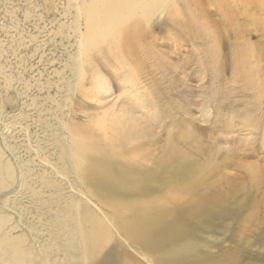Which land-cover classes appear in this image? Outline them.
<instances>
[{"label":"bare ground","instance_id":"1","mask_svg":"<svg viewBox=\"0 0 264 264\" xmlns=\"http://www.w3.org/2000/svg\"><path fill=\"white\" fill-rule=\"evenodd\" d=\"M0 5L8 23L0 24V116L19 96V107L22 105L17 116L21 136L14 137L7 130L4 142L0 134V192L17 180L22 190L31 189L27 112L33 109L40 117L45 110L43 102L26 99L34 88L37 97L45 93L48 106L53 104L49 111L54 125L48 127L40 118L38 124L44 133L51 129L50 142L63 175L72 178L75 193L50 222H44L38 209L33 222H23L21 205L16 208L19 223L8 227L10 219L3 214L4 208L13 209L0 204V264H142L124 251L117 237L136 249L147 264H241L235 251L223 258L211 255L201 236L216 222L233 217L225 206V194L210 199L198 196L193 210L177 206L200 188L210 172L205 167L199 175L189 177L185 169L173 164L182 155L174 141L184 142L187 134L171 136L163 156L151 169L138 168L135 163L145 154L139 143L142 131L133 114L136 109L148 113L152 108L139 87L144 61L153 60L159 67L168 65L154 47L155 23L162 16L157 27L165 32V40L174 35L177 38L179 32L193 40L207 37L210 44L202 49L201 63L214 76L222 70L220 32L228 28L233 79L252 91L257 100L264 99V49L244 37L246 28L254 26L263 32L264 42V0H0ZM206 5L215 6L220 21L208 19ZM51 14V36L44 40L48 27L44 19ZM238 16L245 19V27L239 25ZM49 43L58 45L54 49L60 57L47 55L46 51H52L48 50ZM49 68L56 78L47 73ZM111 80L118 81L121 91L128 93L120 109H102L82 125L60 117L64 103L76 92L99 106L109 97ZM14 85H19L18 90ZM7 117H0V122H6L8 128L15 117ZM48 135L42 142L48 141ZM8 140L23 143L19 158L14 156L17 146ZM36 155L43 156L44 162L49 159L41 148ZM162 173L175 177V184L166 185L163 192L154 187L155 183H167L161 180ZM36 176L39 184L57 186L47 184L40 174ZM252 176L257 195L246 222L263 223L264 180L258 173ZM60 212L66 221L58 220ZM112 242L114 245L106 250Z\"/></svg>","mask_w":264,"mask_h":264},{"label":"rangeland","instance_id":"2","mask_svg":"<svg viewBox=\"0 0 264 264\" xmlns=\"http://www.w3.org/2000/svg\"><path fill=\"white\" fill-rule=\"evenodd\" d=\"M206 6L205 13L208 19L220 21L221 16L216 14L215 6ZM4 17L5 14L0 5V24L6 26L8 23ZM242 17L238 16L237 21L240 26L245 27L243 24L245 19ZM162 18L158 19L157 24L155 23L154 28H157L155 35L158 40H155L154 47L160 55H163L168 65L159 67L154 64L153 60H145L143 70L139 74V87L145 93L146 99H149L148 104L152 108L148 109V113L138 109L134 110L133 117L142 131L139 143L141 151L145 154L144 159L137 160L135 165L144 170L151 169L156 160L163 156L166 143L171 136L174 137L178 133L187 134L184 142L174 141L182 155L175 159L173 164L185 169L189 177L199 175L201 168L205 167L210 169V172L202 180L204 182L200 188L183 198L177 203V206L181 209L193 210L196 197L210 199L218 194H225L227 202L225 206L233 212V217L216 222L213 228L201 233L204 243L208 244L207 251L211 255H215L216 258H223L235 251L239 255L241 264H264V237H261L264 232V222H246V218L252 212L251 207L257 195L255 179L252 174L258 173L264 180V99L258 97L257 100L252 91L247 90L242 83L233 79V67L229 61L231 46L228 45L230 43L228 28H226L227 30L223 29V33L220 32V37H223L220 38L222 42L219 39V43L222 45L219 44V58L223 71L221 70V74L214 76L210 68L203 67L201 63L202 49H207V45L210 44L207 37H205L206 39L200 37L193 40L191 37L188 38L189 36L184 38L177 31V33L179 32L177 38L174 35L173 39L165 40V32L163 29L158 30L157 27ZM52 20V14L44 19L49 27L44 33V40L51 36L48 29L51 28ZM262 35L263 32L259 28L248 26L244 37L252 44L258 45V48L264 49ZM57 46V44L53 46L52 43H49L48 50H52L51 54L46 51L49 57L58 58L61 56L58 50L54 49ZM53 51L54 54H52ZM228 53L229 55H227ZM262 59L264 60V56ZM58 65V62H55V66L60 67ZM261 69V76H263L264 61L262 60ZM47 73L53 75V68L47 69ZM52 77L56 78L55 75ZM52 77L51 79H53ZM118 85V81L111 80V92L108 94L110 98L105 97L106 99L100 103L101 109L98 104L94 103L95 101L85 99L76 92L64 103L66 107L62 109L60 117L71 124L82 125L88 122L92 116L99 114L102 109H110L112 106H117L120 109L124 106L123 101L128 93L121 91ZM14 88V90H18L19 85H14ZM34 90L33 88L29 92V97L26 99L43 102L48 106L49 101L46 100L48 96L42 93L37 97ZM13 91L10 90V94H13ZM51 94L54 93L51 92ZM19 97L16 104L8 107L0 116L15 117L8 128L6 122L3 121V125L0 122V134L4 135V142L8 139L6 138L7 130L12 131L14 137L22 134L17 118L22 107L21 102L19 107L21 100ZM56 98L60 100V97ZM45 105V110L40 114V117L36 116V111L33 109H29L27 112L30 118L28 121L31 132V136L27 138V147L30 149L27 156L31 159L29 162L32 174L31 189L22 190L19 186L20 182L17 180L7 190L0 192V204L13 209V211H9L4 208L3 214H6L10 219L8 227L13 225L12 222L19 223L20 214L16 213V208L21 205L23 206L21 214L23 222H33L35 209L40 211L44 222H50L54 220L56 212L66 207L67 202L70 201L69 197L75 195L71 190L72 178L63 175L64 171L57 160L52 142H50L53 135L51 131L49 132L51 129H47L44 133L38 124L40 118L43 123L49 124L48 127L54 125L53 119L50 118L52 113L49 111L53 104L47 108ZM46 134H49V139L42 142L47 136ZM8 141L12 142V140ZM12 143L18 149L14 156L19 158V155H22L23 147L21 148V146L24 145L17 141ZM39 148L43 154L49 157L47 162H44L43 156L36 155ZM39 174L43 176L47 184L54 182L57 186L47 187V185L39 184L36 176ZM161 177V180L167 181V183L165 185L161 182L154 184V187L160 189L161 192L168 188L165 187L166 185L175 184L173 181L175 177L170 173H162ZM59 215L58 220L66 221L64 212H60ZM116 240L133 259L137 258L136 261L140 260L139 263L147 264L136 249L130 247L120 237H117ZM114 243L112 242L106 250Z\"/></svg>","mask_w":264,"mask_h":264}]
</instances>
